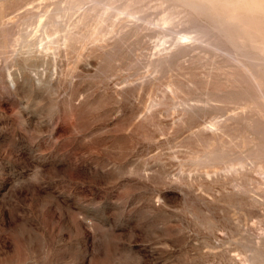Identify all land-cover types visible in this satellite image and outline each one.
Instances as JSON below:
<instances>
[{
    "label": "rangeland",
    "instance_id": "rangeland-1",
    "mask_svg": "<svg viewBox=\"0 0 264 264\" xmlns=\"http://www.w3.org/2000/svg\"><path fill=\"white\" fill-rule=\"evenodd\" d=\"M1 1L0 16L26 0ZM163 1L137 5L147 21L167 13ZM44 4L21 7L19 20ZM175 19L168 34L149 28L117 49L99 34L103 52L83 26L77 58L0 46V264H264V135L252 127L262 112L216 76L205 42L152 67L180 35ZM254 20L261 29L244 34L256 56L264 8ZM167 81L181 86L172 99ZM220 154L251 170L226 177Z\"/></svg>",
    "mask_w": 264,
    "mask_h": 264
},
{
    "label": "bare ground",
    "instance_id": "bare-ground-1",
    "mask_svg": "<svg viewBox=\"0 0 264 264\" xmlns=\"http://www.w3.org/2000/svg\"><path fill=\"white\" fill-rule=\"evenodd\" d=\"M43 1L45 2V4L44 8H42V11L37 10V12H35L33 8L28 9L25 12V16L28 17H24L22 20H19V15L21 14V12L18 11L25 5H31L32 0H30L29 2H27V0L24 1L23 3H25V5L21 4L15 7L9 6V9H6V11H8L0 16V31H2L6 25L8 26L9 24H12L14 25V31L12 29V36L20 35L23 36V39L18 40L16 38H12L11 33H8V35L6 34V36H3L0 39V46L8 47L28 44L29 47H37L40 50L47 49L50 52H53L54 48H61L64 51L73 52V54L77 58L81 57L83 54L82 51H84V39L80 32L82 29H84L83 26H87L90 30V34H88V36H90L91 34L96 36L95 39L92 38L93 41L91 40L93 44L92 48L94 50H97L96 52H103L107 47V44L103 42L99 43V40L101 39V37L98 36L99 34L104 39H108L107 41L110 40L108 43L112 44L113 49L122 48L123 45L127 46L126 41L130 39V37L127 39L128 35L133 33L138 36L139 34H143L144 31L147 32L149 28L154 31L156 30V26L158 27L157 31H160L158 30L159 26L163 28L167 25L169 26L170 23L174 25V22L176 20L175 18L180 17L178 23L182 26V30H178L180 34L179 37L173 40L174 42L171 39H168L172 41L171 45L168 47L161 45V47H159L158 45L159 48L157 49H159V51H156V53L153 52V54L155 53L154 57L152 55L153 58L151 57V55V58L149 57L151 59L150 64L152 65V67L158 70L169 67L172 64V60L174 59V57L179 56L182 52L191 47L193 42L194 44H198L197 41H201L202 44L203 42H205V47L207 49H212L213 51L211 55L207 53L206 54L211 56V60L209 59L210 65L214 69L213 72L216 74V76L217 74L223 76L225 78L223 83L227 85L233 84L235 86V90L240 95H242L243 98H245L243 100L244 108H246L247 110L257 109L259 112H262L259 117H257L256 122L254 123L255 125H253L252 127H254V129L258 133H262L264 135V51L262 50L263 52L259 53L260 49L258 48H260V45L262 44H258L259 47L256 46V49H258V51H256L255 49L258 55H250V52H253L255 45H257L256 42L258 41H254L255 43L252 44V42L247 39L250 34L247 33V35L249 34L248 36L244 34L246 33L245 30L249 28H253L255 30L261 29L258 23L255 22L254 18L255 14L258 13V10H263L264 0H256V2L252 4H242L241 0H168L171 1V3L167 8L168 11L166 10L167 13L164 12L165 14L163 16L161 15L159 19L158 17L152 19V16L151 19L147 21L146 19L149 18L147 17L145 19L144 16H142L141 12L143 10L141 11V8L139 7L140 4L137 3V0ZM1 3H3V0L1 1ZM142 6L143 5H141V7ZM8 16L10 18H8ZM145 21L147 23L143 25V22L145 23ZM148 23L150 26H148ZM163 29L165 30L166 28ZM163 29H161V31ZM76 30H78V32H76ZM164 30L162 32H164ZM86 31L88 30L86 29ZM164 33L168 34V32L166 33V30ZM174 33L177 32L174 31ZM169 34L171 35V33ZM163 36L164 35H162V37L160 38V43L166 39H164ZM84 38L88 37L84 36ZM262 43L264 44V42ZM54 53L55 52H53V55ZM210 74L211 73H209V76ZM170 82L167 81L166 83L169 84ZM169 85L170 87H168V89L169 92L172 93H170L171 96L174 92L177 91L175 87H181L175 86L176 84H173L172 88V85ZM173 89H175L176 91L173 92ZM179 90L180 88L178 89V91ZM169 92L167 93L168 95H170ZM173 97L175 96L173 95L171 99ZM177 98L178 97L176 96V99ZM179 104H183L184 106H186V108L191 107L186 101L182 100L180 101V103H174V105ZM153 105L155 104L153 103ZM174 108H176V106H174ZM150 111L151 110L149 109V112ZM259 112L257 114H259ZM203 130H210V132H213V134H215L216 131L212 125L210 127L203 128ZM226 149L228 150V147H226ZM223 155L220 154V156L217 157L222 164L218 169H221L226 177L230 178L239 174L243 176L246 175L247 171L251 170V168L247 167L248 164L245 159L239 160L238 164L240 166L235 167L231 161L226 162L225 158L222 157ZM251 165H253V163ZM205 174L209 176L210 172L205 171ZM262 178H264V174L262 175L261 179ZM250 182L251 181H249V183ZM233 186L234 188L236 187L237 189H239L241 187V184L235 183L233 184ZM259 186L257 188H259Z\"/></svg>",
    "mask_w": 264,
    "mask_h": 264
}]
</instances>
